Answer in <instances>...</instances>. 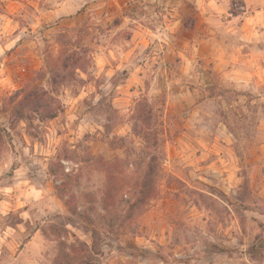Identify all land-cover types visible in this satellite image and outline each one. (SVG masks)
I'll return each mask as SVG.
<instances>
[{
	"label": "rangeland",
	"instance_id": "rangeland-1",
	"mask_svg": "<svg viewBox=\"0 0 264 264\" xmlns=\"http://www.w3.org/2000/svg\"><path fill=\"white\" fill-rule=\"evenodd\" d=\"M201 3L0 0V264H264V56Z\"/></svg>",
	"mask_w": 264,
	"mask_h": 264
},
{
	"label": "crops",
	"instance_id": "crops-1",
	"mask_svg": "<svg viewBox=\"0 0 264 264\" xmlns=\"http://www.w3.org/2000/svg\"><path fill=\"white\" fill-rule=\"evenodd\" d=\"M232 1L203 0L205 4L201 3L200 7L211 15L214 12L208 8V4L219 13L225 12V33H234L237 39L236 44L225 42V57L230 60L238 56L246 66L250 63L262 66L260 59L264 56V0H239L241 9L236 12L231 11ZM238 68V73L242 75L241 65Z\"/></svg>",
	"mask_w": 264,
	"mask_h": 264
},
{
	"label": "trees",
	"instance_id": "trees-1",
	"mask_svg": "<svg viewBox=\"0 0 264 264\" xmlns=\"http://www.w3.org/2000/svg\"><path fill=\"white\" fill-rule=\"evenodd\" d=\"M84 57L80 53V51L77 49H69L63 56V60L61 62V65L63 67L66 66H72V70H70V76H73L76 69H81L83 63L82 59ZM64 77V76H63ZM54 82V79H51ZM50 97L49 91L45 90L43 87L33 86L23 92L22 97L19 99L18 107L15 108V114L19 118L29 119L31 114H25L24 109H28L32 113H36L41 109V105H43V102L46 100V97ZM53 99V97H50ZM55 109L52 108V106L48 107L46 110L47 117L51 118L55 116ZM149 177H146L143 179L141 184V189H144L146 185L149 182ZM151 189V190H150ZM154 192L152 190V187L149 188V190L146 192V195H152Z\"/></svg>",
	"mask_w": 264,
	"mask_h": 264
}]
</instances>
